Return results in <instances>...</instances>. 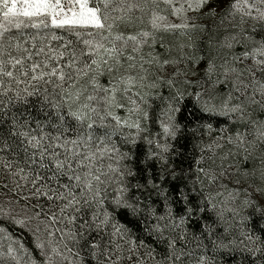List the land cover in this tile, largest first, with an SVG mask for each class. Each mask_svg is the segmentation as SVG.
<instances>
[{
    "label": "snow or ice",
    "instance_id": "obj_1",
    "mask_svg": "<svg viewBox=\"0 0 264 264\" xmlns=\"http://www.w3.org/2000/svg\"><path fill=\"white\" fill-rule=\"evenodd\" d=\"M0 264H264V0H0Z\"/></svg>",
    "mask_w": 264,
    "mask_h": 264
}]
</instances>
